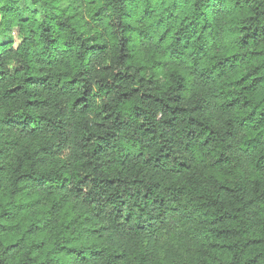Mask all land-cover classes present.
Segmentation results:
<instances>
[{
    "label": "trees",
    "instance_id": "16d2710c",
    "mask_svg": "<svg viewBox=\"0 0 264 264\" xmlns=\"http://www.w3.org/2000/svg\"><path fill=\"white\" fill-rule=\"evenodd\" d=\"M0 264H264V0H0Z\"/></svg>",
    "mask_w": 264,
    "mask_h": 264
},
{
    "label": "rangeland",
    "instance_id": "374dc122",
    "mask_svg": "<svg viewBox=\"0 0 264 264\" xmlns=\"http://www.w3.org/2000/svg\"><path fill=\"white\" fill-rule=\"evenodd\" d=\"M15 40L17 41V38H15Z\"/></svg>",
    "mask_w": 264,
    "mask_h": 264
}]
</instances>
